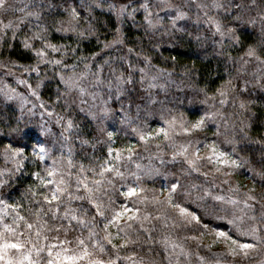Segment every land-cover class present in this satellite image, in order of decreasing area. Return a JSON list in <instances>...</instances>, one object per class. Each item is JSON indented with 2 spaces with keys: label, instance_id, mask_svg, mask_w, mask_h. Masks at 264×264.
Instances as JSON below:
<instances>
[{
  "label": "clouds",
  "instance_id": "obj_1",
  "mask_svg": "<svg viewBox=\"0 0 264 264\" xmlns=\"http://www.w3.org/2000/svg\"><path fill=\"white\" fill-rule=\"evenodd\" d=\"M0 264H264V0H0Z\"/></svg>",
  "mask_w": 264,
  "mask_h": 264
}]
</instances>
